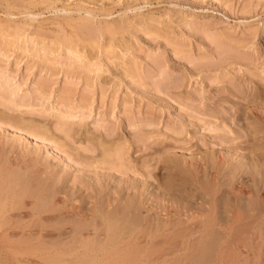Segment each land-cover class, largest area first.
<instances>
[{"label": "rangeland", "instance_id": "1", "mask_svg": "<svg viewBox=\"0 0 264 264\" xmlns=\"http://www.w3.org/2000/svg\"><path fill=\"white\" fill-rule=\"evenodd\" d=\"M0 197V264H107L148 207L143 264H264V0H0Z\"/></svg>", "mask_w": 264, "mask_h": 264}, {"label": "bare ground", "instance_id": "2", "mask_svg": "<svg viewBox=\"0 0 264 264\" xmlns=\"http://www.w3.org/2000/svg\"><path fill=\"white\" fill-rule=\"evenodd\" d=\"M1 170H2V168H1ZM2 175V174H1ZM6 178H7V175H6ZM22 182V181H21ZM2 183V182H1ZM26 187V186H25ZM17 188V187H16ZM13 190V189H12ZM16 191V190H15ZM18 191H19V189H18ZM2 192V191H1ZM4 192V191H3ZM25 192V191H24ZM28 192V191H27ZM9 195V194H8ZM7 195V196H8ZM20 195V194H19ZM3 196V195H2ZM48 197V196H47ZM0 199H1V197H0ZM46 199V198H45ZM53 200V199H52ZM11 199H8V198H4L3 200H1L0 201V215L1 216H7L6 214H7V212H8V210L10 209V208H13V207H10V206H14L15 205V203L17 202H14L15 200H13L12 201V204L13 205H11L10 203H11ZM14 202V203H13ZM39 202V201H38ZM47 202V201H46ZM46 202H44V203H46ZM24 203V202H23ZM19 206V205H18ZM100 206V205H99ZM38 207V206H37ZM36 207V208H37ZM202 209V208H204V207H202L201 205H198V209ZM216 208H217V204L216 203H208L207 204V207H206V210H207V213H208V216H210L211 214H212V212L213 211H215L216 210ZM231 208H233L232 210H231V212H232V217L234 218V219H241L242 218V215L241 214H236L235 213V211H236V207H233V206H231ZM38 209V208H37ZM151 210H152V208L151 207H148L147 208V210H146V213L145 214H143L141 211H139L138 213H136L134 216H133V218H134V221L138 224V226H137V229L136 230H132V231H130L129 233H121V234H118L117 236H112L113 238H111L110 237V239H113V241H112V243L114 244V246H117V244H119V243H121V242H123L124 243V246H123V248H124V250L122 249V250H119L118 248H115L114 246L113 247H111L109 250L107 249V251L108 252H106L107 253V257L108 256H111V257H109L108 259H105V260H107V264H110L109 263V261L111 262V264L112 263H118V262H131V263H133V262H139V263H141V264H143V263H148V261L151 259V258H154V257H156V258H164V256L166 255V253L165 252H162L161 251V249H166L168 246H166L167 244H176L177 242L176 241H178V239L177 240H175V241H169V238H170V235H168L169 236V238L168 237H165L166 236V231L168 230V218H166V213H154V214H152L153 212H151ZM186 210L187 209H185V210H182L184 213H187L188 214V212H186ZM188 210H190V209H188ZM191 211V210H190ZM189 211V215L190 216H192V217H195V216H201V218H205V217H208L206 214H201L200 213V211H198L197 209H193L191 212ZM72 212V211H71ZM199 214H201V215H199ZM67 215V214H66ZM68 215H69V213H68ZM65 216V215H64ZM64 216H62V217H64ZM73 216V215H72ZM93 216V215H92ZM121 216V215H120ZM212 216V215H211ZM8 217V216H7ZM7 217H5V218H7ZM77 217V216H76ZM14 218H16V217H14ZM13 218V219H14ZM108 219H109V217H108ZM132 219V218H131ZM215 219H216V217H215ZM255 219V218H254ZM7 220H9V219H7ZM15 220V219H14ZM21 220V219H20ZM200 220V219H199ZM4 221H6L5 219H4ZM38 221H39V219H38ZM38 221L36 222L37 224H38ZM98 221V220H97ZM110 221V220H109ZM1 222H3V221H1ZM1 222H0V228H2V225H3V223L1 224ZM6 222H8V221H6ZM15 222V221H14ZM92 222V221H91ZM100 222V221H99ZM131 222V221H130ZM74 223V222H73ZM96 223H98V222H96ZM106 223V222H105ZM129 223V222H128ZM6 224V223H5ZM4 224V225H5ZM37 224H35L36 226H37ZM42 224H43V222H42ZM241 224V223H240ZM7 225H9V224H7ZM7 225H5V226H7ZM14 225V224H13ZM31 225H32V222H31ZM117 225V224H116ZM127 225V224H126ZM131 225V224H130ZM133 225V224H132ZM175 225H177L178 226V224L176 223ZM196 225V224H195ZM200 225V224H199ZM23 226V225H22ZM105 226V225H104ZM106 226H107V229H110V225H109V223H107L106 224ZM114 226V225H113ZM189 226V225H188ZM213 226H214V224H213ZM31 227V226H30ZM69 227V226H68ZM71 227V226H70ZM88 227V226H87ZM130 227V226H129ZM181 227V226H180ZM64 228V227H63ZM66 228V227H65ZM101 228V227H100ZM116 228V227H115ZM118 228H120V227H118ZM116 229V230H119V229ZM37 229V228H36ZM67 229V228H66ZM65 229V230H66ZM112 229H114V228H112ZM128 229V228H127ZM126 229V230H127ZM264 229V228H263ZM28 230V229H27ZM64 230V231H65ZM67 230H69V229H67ZM104 230V229H103ZM48 231V230H47ZM52 231V230H51ZM60 231V230H59ZM101 231H102V229H101ZM50 232V231H49ZM104 232V231H103ZM102 232V233H103ZM218 232V231H217ZM52 233V235H53V232H51ZM63 233V232H62ZM61 233V234H62ZM159 233H162L164 236H162V237H160V240H158L159 238H157L156 239V237L158 236V234ZM214 233V232H213ZM10 234V233H9ZM26 234H28L27 235V237H29V236H31V235H33V232H32V230H30V232H26ZM35 234V236H36V232L34 233ZM55 234V233H54ZM56 234H58V233H56ZM64 234V233H63ZM98 234V233H97ZM111 234V233H110ZM116 234V233H115ZM22 235V234H21ZM20 235V236H21ZM43 235V234H42ZM69 235V234H68ZM214 235H215V233H214ZM34 236V235H33ZM50 236V235H49ZM48 236V237H49ZM55 236V235H54ZM21 238V237H20ZM63 238V237H62ZM101 238H103V235L101 236ZM16 239V238H15ZM33 239V238H32ZM49 239V238H48ZM48 239H44L45 241H47ZM204 239V238H203ZM202 239V240H203ZM50 240V239H49ZM63 240V239H62ZM62 240H61V242H62ZM68 240H70V239H68ZM32 241V240H31ZM42 241V240H41ZM82 242H83V246L85 247V249H87L89 246V242L87 241V239H82L81 240ZM207 241V240H206ZM210 241V240H209ZM49 242V241H48ZM176 242V243H175ZM15 243V242H14ZM36 243V242H35ZM40 243V242H39ZM53 243V242H52ZM56 243V242H55ZM59 243V242H58ZM67 243V242H66ZM97 243V242H96ZM178 243H179V241H178ZM61 244V243H60ZM102 243H100V245H101ZM106 244H108V241H107V243H105L104 245H102L103 247H105V245ZM204 244V243H203ZM31 245V244H30ZM56 245L58 246V244L56 243ZM72 245V244H71ZM96 245V244H95ZM123 245V244H122ZM177 245V244H176ZM205 245L206 244H204L203 246L205 247ZM209 245H210V242L208 243V247H209ZM39 246V245H38ZM38 246H37V248H38ZM41 246V245H40ZM39 246V247H40ZM67 246V245H66ZM69 246V245H68ZM78 246V245H77ZM80 246V245H79ZM90 246H91V244H90ZM107 246V245H106ZM119 246V245H118ZM121 246V245H120ZM119 246V247H120ZM152 246V247H151ZM159 246V247H158ZM193 246V245H192ZM48 247V246H47ZM56 247V246H55ZM72 247V246H71ZM100 247V246H99ZM98 247V248H99ZM160 247H162V248H160ZM170 247V246H169ZM172 247V246H171ZM199 247V246H198ZM212 247V246H211ZM33 248V247H32ZM43 248V247H42ZM46 248V247H45ZM44 248V249H45ZM95 248V247H94ZM93 248V249H94ZM177 248V247H176ZM201 248V247H200ZM216 248V247H215ZM21 249V248H20ZM30 249V248H29ZM101 249V248H100ZM197 249V248H196ZM33 250V249H32ZM43 250V249H42ZM171 250H174V249H171ZM35 251V250H34ZM62 251V250H61ZM65 251V250H64ZM66 251H68V250H66ZM95 251V250H94ZM99 250H97V252H98ZM165 251V250H164ZM28 252V251H27ZM30 252V251H29ZM45 252V251H44ZM91 252V251H90ZM172 252V251H171ZM170 252V253H171ZM71 253V252H70ZM95 253V252H94ZM94 253H92L93 255L92 256H88V257H86L88 254H87V251H86V256H85V254H83L82 253V255H80L82 258V260H80V261H78L77 262V264H84V262H85V264H86V260H87V262H89L88 261V259L90 258H92L95 254ZM106 253H104L105 254V256H106ZM46 254V253H45ZM49 254H51V253H49ZM104 254H103V256H104ZM198 254V253H197ZM26 255H27V253H26ZM34 255V254H33ZM44 255V254H43ZM61 255V254H60ZM91 255V254H90ZM99 255V254H98ZM194 255H195V253H194ZM211 255V254H210ZM48 256V255H47ZM57 257V255H54V257ZM73 256V255H72ZM76 256V255H75ZM74 256V257H75ZM101 256V255H100ZM207 256H208V254H207ZM206 256V257H207ZM45 258H46V256H44ZM49 257V256H48ZM61 257H63L62 258V260L64 259V257H67V256H61ZM99 257V256H98ZM102 257V256H101ZM192 257H194V256H192ZM196 257V260H197V257L198 256H195ZM201 257L203 258V256L201 255ZM210 257V256H209ZM22 258V257H21ZM67 258H69V257H67ZM111 258V259H110ZM201 258V259H202ZM17 259V258H16ZM59 259V258H58ZM61 259V258H60ZM76 259V258H75ZM77 259H79V258H77ZM98 259V258H97ZM100 259V258H99ZM113 259V261H111ZM22 260V259H21ZM52 260V259H51ZM56 260V259H55ZM104 260V259H103ZM109 260V261H108ZM179 260V259H178ZM188 260V259H187ZM195 260V261H196ZM53 261H54V259H53ZM60 261V260H59ZM72 261V260H71ZM77 261V260H76ZM75 261V262H76ZM84 261V262H83ZM93 261V260H92ZM92 261H90L89 262V264L92 262ZM47 262V261H46ZM56 262V261H55ZM73 262H74V260H73ZM73 262H71V263H73ZM74 262V263H75ZM102 262V261H101ZM100 262V263H101ZM105 263H106V261H104ZM70 263V262H69ZM68 263V264H69ZM70 263V264H71ZM29 264V263H28ZM45 264H48V263H45ZM50 264V263H49ZM51 264H52V262H51ZM66 264V263H65ZM93 264V263H92ZM102 264V263H101ZM104 264V263H103ZM119 264V263H118ZM161 264V263H160Z\"/></svg>", "mask_w": 264, "mask_h": 264}]
</instances>
